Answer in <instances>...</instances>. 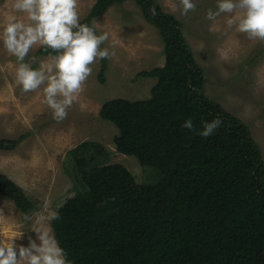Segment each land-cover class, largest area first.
Wrapping results in <instances>:
<instances>
[{
    "label": "trees",
    "instance_id": "obj_1",
    "mask_svg": "<svg viewBox=\"0 0 264 264\" xmlns=\"http://www.w3.org/2000/svg\"><path fill=\"white\" fill-rule=\"evenodd\" d=\"M125 1L97 0L81 23L91 24ZM134 1L159 29L165 63L138 74L157 78L150 97L107 100L100 116L119 130L117 151L157 170L158 181L138 184L123 164L95 162L103 146L78 144L65 160L83 191L57 209L55 234L73 264H264L262 151L241 119L200 94L204 75L182 22L156 0ZM107 66L103 59L101 82ZM217 116L223 123L209 137L181 128L188 117L199 128ZM25 136L0 139V150H13ZM0 197L23 212L35 208L23 187L3 173Z\"/></svg>",
    "mask_w": 264,
    "mask_h": 264
},
{
    "label": "rangeland",
    "instance_id": "obj_2",
    "mask_svg": "<svg viewBox=\"0 0 264 264\" xmlns=\"http://www.w3.org/2000/svg\"><path fill=\"white\" fill-rule=\"evenodd\" d=\"M97 0H78L81 21ZM165 12L182 22L189 48L193 51L204 75L200 94L220 104L241 119L258 143L264 158V41L249 39L226 24L222 13L215 20L206 18V11L215 7V0H198L195 12L181 15L179 0H156ZM13 0H0V22L11 13ZM22 15L26 18V14ZM96 27L109 33L115 55L108 58L106 80L99 73L103 59L93 65V73L80 92V101L69 110L66 119L57 122L52 110L43 103V92H24L15 80L16 60L0 45V139L25 138L13 150H0V173L16 181L34 202L35 208L23 212L6 197H0V236L22 231L17 245L35 238L25 213L34 215L58 209L68 198L82 192L80 182L67 170L66 153L78 144L93 140L105 153L95 154L98 165L123 164L138 184L158 181L157 170L143 166L132 155L117 151L114 142L119 130L114 123L100 116L107 100L122 97L130 100L151 96L157 78L139 77L165 63L164 42L159 29L146 21L134 0L116 3L100 17ZM35 47L30 55L38 60ZM35 66V65H34ZM81 104L84 105L83 109ZM76 179V180H75Z\"/></svg>",
    "mask_w": 264,
    "mask_h": 264
},
{
    "label": "clouds",
    "instance_id": "obj_3",
    "mask_svg": "<svg viewBox=\"0 0 264 264\" xmlns=\"http://www.w3.org/2000/svg\"><path fill=\"white\" fill-rule=\"evenodd\" d=\"M197 5L198 0H179L181 15L195 12ZM11 8L0 22V45L15 57V80L24 92L41 90L42 102L52 110V118L61 122L79 103L93 65L115 55L111 45L103 46L109 41V33L98 30L96 22L81 23L78 0H13ZM150 12L157 14L155 7ZM222 13L232 14L226 18L229 28L234 26L249 39L264 41V0H215V7L207 9L206 18L215 20ZM17 14H26V18ZM35 47L55 54L38 60L30 55ZM222 123L217 116L197 128L194 118L188 117L181 128L206 138ZM59 218L57 209L34 215L25 213L23 220L30 222L35 238L29 236L24 246L16 243L22 231L0 236V264H73L52 225Z\"/></svg>",
    "mask_w": 264,
    "mask_h": 264
}]
</instances>
